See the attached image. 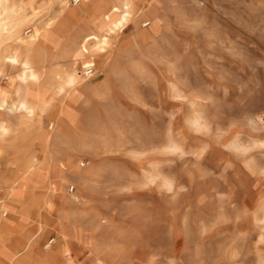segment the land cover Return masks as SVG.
<instances>
[{
  "label": "rangeland",
  "instance_id": "1",
  "mask_svg": "<svg viewBox=\"0 0 264 264\" xmlns=\"http://www.w3.org/2000/svg\"><path fill=\"white\" fill-rule=\"evenodd\" d=\"M36 1L34 26L56 10ZM69 7L79 18L90 6ZM133 9L111 51L117 72L106 77L92 60L89 81L103 96L74 100L67 138L53 133L44 147L37 133L27 145L43 164L55 159L66 182L49 170L36 207L8 205L9 225L34 244L19 263L264 264V0H133ZM3 148L0 176L11 180Z\"/></svg>",
  "mask_w": 264,
  "mask_h": 264
},
{
  "label": "bare ground",
  "instance_id": "2",
  "mask_svg": "<svg viewBox=\"0 0 264 264\" xmlns=\"http://www.w3.org/2000/svg\"><path fill=\"white\" fill-rule=\"evenodd\" d=\"M88 2L90 7L87 14L75 18L69 0H49L48 4L56 8L55 13H45L47 19L34 26L35 20H40L36 0H0V80L5 77L9 82L8 89L0 87V153L3 146H7L13 155L12 163L16 166L11 180H4L0 176V264L60 263V258L53 261L45 258L37 262L24 259L19 263V250L30 247L29 252H33L34 244L29 246L21 231L12 228L5 217L10 203L16 202L22 208L31 209L38 205L36 189L49 180V170H52L51 178L56 179L59 185L66 182L62 167L55 163V159L43 164L27 151V145L37 133L35 139L44 147L50 145L53 133L67 138L62 120L73 108L74 100L80 96L96 99L103 96L102 85L91 83L89 80L93 75L84 77L81 68L91 65L93 59H100L107 67L105 72L108 74L104 73L106 77L117 72V68L111 64L117 57L111 51L116 45L118 33L135 14L133 0ZM68 19H75L76 22L70 24ZM37 47L42 50L35 54ZM53 49H59L57 56L53 55ZM76 62L81 63L80 70H76ZM56 99L59 103L56 119L48 123L50 132L42 131L41 115L55 106ZM199 119L195 120V124H199ZM54 127L56 129L53 131ZM75 161L73 158L72 163ZM80 170L79 165L71 169L78 176ZM53 242L54 239L45 248ZM66 247L60 252L61 257L69 255Z\"/></svg>",
  "mask_w": 264,
  "mask_h": 264
},
{
  "label": "built area",
  "instance_id": "3",
  "mask_svg": "<svg viewBox=\"0 0 264 264\" xmlns=\"http://www.w3.org/2000/svg\"><path fill=\"white\" fill-rule=\"evenodd\" d=\"M81 72H82V75L84 77H90L93 75V72H94V64L92 63L91 65H87L83 68H81Z\"/></svg>",
  "mask_w": 264,
  "mask_h": 264
},
{
  "label": "crops",
  "instance_id": "4",
  "mask_svg": "<svg viewBox=\"0 0 264 264\" xmlns=\"http://www.w3.org/2000/svg\"><path fill=\"white\" fill-rule=\"evenodd\" d=\"M94 66H95V63L93 62Z\"/></svg>",
  "mask_w": 264,
  "mask_h": 264
}]
</instances>
